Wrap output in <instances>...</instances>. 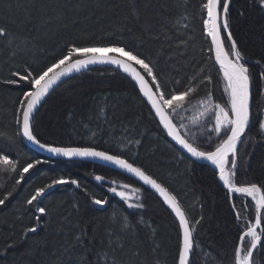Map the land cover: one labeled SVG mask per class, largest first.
<instances>
[{"label": "trees", "instance_id": "trees-1", "mask_svg": "<svg viewBox=\"0 0 264 264\" xmlns=\"http://www.w3.org/2000/svg\"><path fill=\"white\" fill-rule=\"evenodd\" d=\"M201 3L0 0V26L8 30L7 38L0 37V154L17 161L16 171L0 164V198L8 191L13 193L0 205V264H177L181 232L166 205L151 190L110 167L90 161L51 160L33 150L15 123L18 102L29 89L7 82L15 78V72L35 75L60 58L71 43H118L151 62L166 91L179 87L176 81L183 85L208 61ZM230 12L233 37L241 50L259 59L264 52V8L253 0H234ZM212 72L215 79V67ZM256 88L254 111H264V95L257 94L264 91V84ZM213 94L217 103L224 102L222 81L216 82ZM203 96L201 89L192 104ZM201 110L190 108L181 113L188 118L183 122L188 124ZM149 113L150 106L127 74L101 66L55 88L37 112L35 132L44 143L97 146L113 154H128L126 142L141 139V144L131 147L133 159L178 193L190 209L196 240L190 264H233L238 233L230 199L217 183V174L212 166L193 162L182 153ZM251 137L247 148L240 147L246 160L241 179L259 183L264 178V144L259 143L256 128ZM252 141L257 142L254 147ZM36 159L42 163L24 174L17 185L19 166ZM97 175L105 179L97 181ZM60 177L78 180L80 187L71 183L54 186L38 198L46 214L33 212L26 200L37 188ZM121 184L140 189L139 194L131 193V203L142 201L144 209H130L108 191L116 185L122 190ZM92 195L107 198L109 204L103 208L92 204ZM235 202L239 209L240 200L235 198ZM249 207L247 213L252 211V205ZM36 215H40L39 227L29 233L36 225ZM121 216H127L130 223H122ZM200 217L203 219L195 224ZM81 229L84 236L78 242ZM254 258L264 264V251Z\"/></svg>", "mask_w": 264, "mask_h": 264}, {"label": "snow or ice", "instance_id": "snow-or-ice-1", "mask_svg": "<svg viewBox=\"0 0 264 264\" xmlns=\"http://www.w3.org/2000/svg\"><path fill=\"white\" fill-rule=\"evenodd\" d=\"M233 2L234 0H202L200 11L202 28L209 41L208 61L205 67L200 68L183 85L176 81L179 87H168L166 91L165 85L157 78L151 62H146L142 54L136 53L134 49L126 50L118 43H71L60 58L35 75L31 71H26L25 75L15 72L13 73L15 78L7 82L22 84L29 89L23 92L18 102L15 120L18 132L23 137L56 156L70 159L99 158L111 162L134 174L158 194L162 203L174 214L181 230L177 264H190V255L196 247L190 209L178 193L159 177L149 174L133 159L131 147L141 144V139L133 138L126 142L128 154L124 152L112 154L111 150H100L97 146H58L55 143H42L35 132L36 114L50 92L64 84L67 79H71L73 74L86 71L96 64H110L122 69L129 74L142 93V98L150 106L149 114L156 119L159 130L170 137L190 160L197 163L208 162L218 174L217 183L222 185L226 197L230 199L238 233L233 250V264H258L254 254L264 251V178H261L259 183L241 179L246 160L240 155V147L249 146L253 128H256L261 136L259 143L264 144V111H254V91L257 90V85L264 84V52L260 54L259 59L254 60L250 55H246V50H241L231 29L230 6ZM253 3L264 8V0H253ZM244 14L241 10L240 15ZM7 36L8 30L0 26V37ZM250 64L252 67H249ZM213 67L216 68L215 79ZM218 80L222 81V94L226 96L223 103H217L213 94ZM201 89L204 90V96L193 105L192 100L200 96ZM257 94L264 95V91ZM190 108L202 110L192 115L188 124H185L183 121L188 118L181 117V113L189 111ZM177 117H181L179 122H175ZM193 128L196 129L195 132ZM256 143L252 141V146L254 147ZM41 163V160L36 159L20 165L16 184L19 185L24 180V174ZM0 164L8 166L12 171L17 169V161L10 159L8 155L0 154ZM95 179L103 181L105 177L97 175ZM67 183L80 187V181L75 179L65 177L53 179L45 187L37 188L26 200V204L32 206L33 212L46 214V209L39 206L38 198L43 197L46 189ZM84 191L87 193V188ZM108 191L127 203L130 209L145 208L142 201L131 203L133 200L131 193L139 194L140 189L125 184L122 190L111 187ZM12 195V191H8L0 198V205H4ZM234 198L240 200L239 210ZM90 202L101 208L109 204L107 198L97 199L94 195L90 196ZM248 204L252 205L251 213L246 212ZM34 219L36 225L27 230L29 233H34L39 227L40 215L34 216ZM202 219L203 217H200L199 220H195V224H199ZM121 221L130 223L127 216H121ZM141 222L143 223V220ZM83 236L84 230L81 229L78 242H82Z\"/></svg>", "mask_w": 264, "mask_h": 264}, {"label": "water", "instance_id": "water-1", "mask_svg": "<svg viewBox=\"0 0 264 264\" xmlns=\"http://www.w3.org/2000/svg\"><path fill=\"white\" fill-rule=\"evenodd\" d=\"M101 66H107V67H112V68H115V69H118V70H120V71H122L123 72V70L122 69H120V68H118L117 66H115V65H110V64H96V65H92V66H90L89 67V69L88 70H90V69H92V68H95V67H101ZM88 70H86V71H88ZM82 72H85V71H82ZM81 72V73H82ZM125 73V72H124ZM80 74V73H79ZM125 74H127V73H125ZM76 75H78V74H73L72 75V77L73 76H76ZM128 76H129V74H127ZM146 79H147V77H146ZM68 80V79H67ZM149 83H150V81H149ZM151 84V83H150ZM52 92V91H51ZM50 92V93H51ZM49 96V95H48ZM47 96V97H48ZM46 97V98H47ZM46 98H45V100H46ZM44 100V101H45ZM43 101V102H44ZM42 102V103H43ZM39 108H40V106H39ZM170 138V137H169ZM24 139H25V141H26V143L28 144V146H30L32 149H34L35 151H37V152H39L40 154H42V155H44V156H46V157H48V158H51V159H56V158H62V159H70V158H67V157H62V156H56V155H54V154H51V153H49V152H47L46 150H43V149H41V148H39L38 146H36L33 142H31V141H29L26 137H24ZM170 140L172 141V139L170 138ZM42 142V141H41ZM173 143H175L174 141H172ZM42 143H44V142H42ZM179 147V146H178ZM113 154V153H112ZM70 160H83V161H90V162H94V163H97V164H101V165H104V166H107V167H110V168H112V169H114V170H117V171H120V172H122V173H125L126 175H128L129 177H131V178H133L134 180H136L138 183H140V184H142L143 186H145V187H147L149 190H151L154 194H156L157 196H158V194L153 190V189H151V187L149 186V185H146V184H144V182L143 181H141L138 177H136L134 174H132V173H128L127 171H125V170H123V169H121V168H119L117 165H114V164H112L111 162H106V161H103V160H100L99 158H72V159H70ZM203 162V161H202ZM203 163H207V164H209L208 162H203ZM210 165V164H209ZM150 174V173H149ZM159 197V196H158ZM160 198V197H159ZM160 200H161V198H160ZM162 201V200H161ZM192 255V254H191ZM191 255H190V259H191Z\"/></svg>", "mask_w": 264, "mask_h": 264}, {"label": "bare ground", "instance_id": "bare-ground-1", "mask_svg": "<svg viewBox=\"0 0 264 264\" xmlns=\"http://www.w3.org/2000/svg\"><path fill=\"white\" fill-rule=\"evenodd\" d=\"M130 77V76H129ZM130 79L132 80V78L130 77ZM133 81V80H132ZM134 82V81H133ZM135 83V82H134ZM150 83H151V81H150ZM145 100V99H144ZM37 115V114H36ZM176 122V121H175ZM24 138V137H23ZM168 139L170 140V138L168 137ZM25 140V139H24ZM171 141V140H170ZM172 142V141H171ZM173 143V142H172ZM178 149H179V147H178V145H176L175 143H173ZM59 146V145H58ZM74 146H77V145H74ZM34 150V149H33ZM100 150H103V149H100ZM182 152V151H181ZM39 153V152H38ZM183 153V152H182ZM44 156V155H43ZM46 157V156H45ZM46 158H48V157H46ZM48 159H51V158H48ZM56 159H61V160H68V161H83V160H70V159H62V158H56ZM52 160V159H51ZM53 160H55V159H53ZM203 163V162H202ZM205 164H207V163H205ZM207 165H209V164H207ZM209 166H211V165H209ZM213 167V166H212ZM120 172V171H119ZM122 173V172H121ZM123 174H125V173H123ZM217 174V173H216ZM126 175V174H125ZM128 176V175H127ZM217 176H218V174H217ZM131 178V177H130ZM133 179V178H132ZM134 180V179H133ZM136 181V180H135ZM116 184H118V182L116 181L115 182ZM140 184V183H139ZM124 184H121V186H123ZM140 185H142V184H140ZM143 186V185H142ZM222 186V185H221ZM115 187H117L118 188V190H121L120 189V187H119V185L117 186H115ZM143 187H145V186H143ZM54 188V187H53ZM53 188H51V189H47L46 190V192H48V191H50V190H52ZM145 188H147V187H145ZM148 189V188H147ZM156 195V194H155ZM157 196V195H156ZM158 197V196H157ZM159 198V197H158ZM160 199V198H159ZM235 199V198H234ZM250 207H251V205H249ZM248 206V207H249ZM167 207V206H166ZM250 207H249V210H250ZM169 210V209H168ZM237 210H239L238 208H237ZM170 211V210H169ZM172 215L174 216V214L172 213ZM242 215H243V213H242ZM249 219H251L250 218V216L248 217ZM176 220V219H175ZM176 222H177V220H176ZM177 224H178V222H177ZM192 227L194 228V225H193V222H192ZM195 229V228H194ZM180 232H181V230H180ZM194 236H195V232H194ZM194 243H195V245H196V240L194 241ZM196 248V247H195ZM195 250V249H194ZM194 252V251H193ZM255 255V254H254ZM192 256H193V253H192V255H191V258H192ZM190 261H191V259H190Z\"/></svg>", "mask_w": 264, "mask_h": 264}]
</instances>
